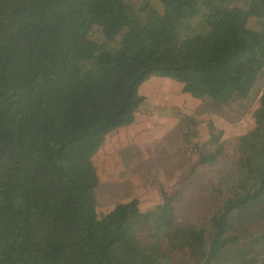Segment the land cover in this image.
I'll list each match as a JSON object with an SVG mask.
<instances>
[{
    "label": "trees",
    "instance_id": "1",
    "mask_svg": "<svg viewBox=\"0 0 264 264\" xmlns=\"http://www.w3.org/2000/svg\"><path fill=\"white\" fill-rule=\"evenodd\" d=\"M150 1L0 0V264H168L176 250L193 264H264V91L206 223L180 222L170 196L115 204L99 224L93 158L134 120L145 80L226 104L264 73V0Z\"/></svg>",
    "mask_w": 264,
    "mask_h": 264
},
{
    "label": "rangeland",
    "instance_id": "2",
    "mask_svg": "<svg viewBox=\"0 0 264 264\" xmlns=\"http://www.w3.org/2000/svg\"><path fill=\"white\" fill-rule=\"evenodd\" d=\"M134 1L136 0H132ZM149 3V7L160 11L157 0H151ZM249 7L252 22L256 23L254 18H257L258 11L255 3H251ZM144 10L147 11V8ZM116 40L118 41L114 39L111 42L115 43ZM151 90L153 97L147 89L145 95L149 102L137 109V115L157 133L168 127L166 124H173L166 134L167 140L163 150L160 151L162 144L152 147L158 155L154 162L152 161L155 165L153 174L142 173L144 168L134 146L112 153L109 150H101L94 156L97 173L99 171L103 176L96 189V211L101 226L106 225L107 213L115 204L136 198L139 207L145 209L170 196L180 222L206 223L224 198L210 192V187L217 184L215 181L218 175L238 158V138L248 133L255 124L254 112L264 91V73L259 75L252 92L246 98L234 99L226 104L212 101L209 93L200 89L204 94L200 91L197 100L201 102L195 104L197 100L187 94L183 108L176 104L177 107L166 110L161 104L152 102L158 101L160 93ZM161 96L163 97L162 92ZM156 106L160 107L155 109ZM209 124H213V128H209ZM217 131H220L218 142L211 141L217 137ZM220 144L222 153L216 163L196 164L199 152L207 153ZM188 179H191V185L188 183L185 191L178 192L181 186L187 184ZM184 254L176 250L168 264H193L192 259L186 258Z\"/></svg>",
    "mask_w": 264,
    "mask_h": 264
},
{
    "label": "crops",
    "instance_id": "3",
    "mask_svg": "<svg viewBox=\"0 0 264 264\" xmlns=\"http://www.w3.org/2000/svg\"><path fill=\"white\" fill-rule=\"evenodd\" d=\"M147 89L150 90L152 97L153 91L151 89L158 91V94L160 93L158 101L152 100V102L161 104L160 106L166 110L174 108L173 106L177 107L176 104H180L181 108H183V101L185 97H188L187 94L192 95L193 100H197L200 91L201 94H204V92L200 90L202 88L194 84L183 85L166 77L152 76L145 80L140 86L139 92L143 95V100L138 108L142 105H146V102H149V99L145 95ZM161 89H164V91H161ZM160 91L163 93V97L161 96ZM199 102L201 101L197 100L195 101V104ZM160 106H156L155 109H158ZM173 120L175 121L176 119ZM172 124L173 123L166 124L168 127H165L161 133H157L153 130V127L148 125L142 117L137 115L136 112L134 120L131 123L118 127L106 137L99 152H101V150H109L112 153L124 149H131V146H134V149L137 150V157L140 159V164L144 168L142 173L153 174L155 171V169H153L155 168V165L152 161L157 158L158 155L152 150V147H154L155 144H158V146L162 144L160 151L163 150L164 143L167 140L166 134ZM98 153L96 155H98ZM98 173L101 175L99 171ZM100 175L99 183L103 178V176Z\"/></svg>",
    "mask_w": 264,
    "mask_h": 264
}]
</instances>
